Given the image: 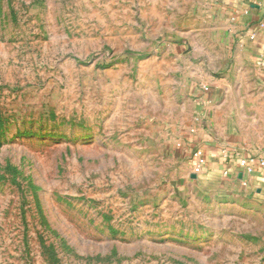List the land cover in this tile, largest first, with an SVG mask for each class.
I'll return each instance as SVG.
<instances>
[{
    "label": "rangeland",
    "instance_id": "374dc122",
    "mask_svg": "<svg viewBox=\"0 0 264 264\" xmlns=\"http://www.w3.org/2000/svg\"><path fill=\"white\" fill-rule=\"evenodd\" d=\"M209 4L0 0V264H264V198L174 147L189 85L229 64ZM249 85L264 151V67Z\"/></svg>",
    "mask_w": 264,
    "mask_h": 264
},
{
    "label": "crops",
    "instance_id": "0c3cea01",
    "mask_svg": "<svg viewBox=\"0 0 264 264\" xmlns=\"http://www.w3.org/2000/svg\"><path fill=\"white\" fill-rule=\"evenodd\" d=\"M208 1V9L220 24L226 40L227 73L219 79L189 85L190 113H183L181 123L172 131L174 147L184 139V143L189 142L190 146L197 145L202 149L205 162L200 168L181 158L189 179L213 187L218 192H229L235 188L264 198V165L247 174L241 171L236 160L227 162L221 155L222 148L242 154L264 152H247V147L241 143L239 110L254 106L251 96L246 95L253 90L249 77L255 69L264 67V0ZM230 76L240 82L233 84ZM201 84L207 85L208 91H200ZM233 95L239 99L233 100ZM203 123L206 124L205 129ZM191 127L198 130L193 135L188 133Z\"/></svg>",
    "mask_w": 264,
    "mask_h": 264
},
{
    "label": "built area",
    "instance_id": "2783aa9c",
    "mask_svg": "<svg viewBox=\"0 0 264 264\" xmlns=\"http://www.w3.org/2000/svg\"><path fill=\"white\" fill-rule=\"evenodd\" d=\"M200 91L203 93L208 91V86L201 84L199 87ZM202 127L205 129L206 124L203 123ZM198 130L191 127L188 129L189 134H195ZM191 141V140H190ZM179 153L195 168H200L204 164V156L202 149L199 146H190L189 142L184 143V139L177 143L176 145ZM221 155L225 158L227 162L233 160L237 161L238 166L244 173H252L257 167L264 165V152L255 154H242L239 151L230 152L227 148L221 149ZM227 170L224 171L226 173ZM245 183L243 182V185Z\"/></svg>",
    "mask_w": 264,
    "mask_h": 264
},
{
    "label": "water",
    "instance_id": "95a60500",
    "mask_svg": "<svg viewBox=\"0 0 264 264\" xmlns=\"http://www.w3.org/2000/svg\"><path fill=\"white\" fill-rule=\"evenodd\" d=\"M192 177H194V175H192Z\"/></svg>",
    "mask_w": 264,
    "mask_h": 264
}]
</instances>
